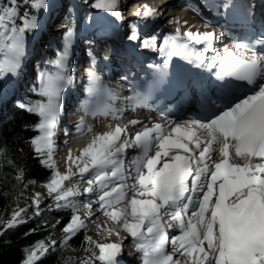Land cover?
Instances as JSON below:
<instances>
[{"label": "snow or ice", "instance_id": "snow-or-ice-1", "mask_svg": "<svg viewBox=\"0 0 264 264\" xmlns=\"http://www.w3.org/2000/svg\"><path fill=\"white\" fill-rule=\"evenodd\" d=\"M126 5L127 0H0V99L11 91L16 109L38 117L22 126L36 133L23 143L50 171L43 182L46 195L34 192L29 204H15L8 219L0 215V237L46 212H63L66 219L43 225L53 232L59 226L61 236L27 246L20 264H42L52 255L56 264H121L129 237V255L141 264H264V0L188 3L180 10L210 18L197 24L172 13L167 33L149 28L165 15L166 4L145 0L130 12L131 21ZM101 17L117 33L126 25L127 44L107 45L102 52L95 36L85 37ZM221 17L225 23L217 30ZM237 24L240 34L234 35ZM56 34L59 43L41 57L36 45ZM81 42L89 64L77 73ZM138 48L158 53L161 62L145 67ZM122 55L135 64L116 81L106 78L104 70ZM77 79H86L84 99L74 131L66 127L63 135H92L77 150L64 141L62 172L55 159L58 125ZM172 93L180 101L198 95L199 111L186 115L165 105L162 97ZM138 109L158 116L119 123ZM99 119L109 123L96 132L89 120ZM3 145L7 152V141ZM128 150L135 152L130 160ZM5 166L17 182L15 202L36 184L26 179L24 148L18 146ZM67 251L82 255L65 258Z\"/></svg>", "mask_w": 264, "mask_h": 264}, {"label": "trees", "instance_id": "trees-1", "mask_svg": "<svg viewBox=\"0 0 264 264\" xmlns=\"http://www.w3.org/2000/svg\"><path fill=\"white\" fill-rule=\"evenodd\" d=\"M35 98V97H33ZM38 117L34 115L27 114L18 109L7 119L3 126L2 132L0 134V146L6 152L3 141H7L8 150L6 152L7 159L13 158L16 155V149L18 146L24 148L25 162L28 169V174L26 179H33L36 182L43 184L47 177L50 175V171L42 167L37 159L32 158V153L27 144L23 141L30 138L36 134L33 130H22L24 124L32 125L37 121ZM21 138L20 144H17V138ZM26 182V181H25ZM17 182L14 179L13 170L11 167L5 166L0 167V215H3L4 219H8L10 212L13 207H15L16 201L14 202V197L17 192L13 190L12 186ZM56 213V212H55ZM57 218L64 217L67 218L66 213H56ZM40 226L36 233L25 236L24 233L31 228ZM60 232L59 226L56 231ZM50 228L45 229L41 225V221L37 219L31 220L28 224L16 228L14 231L8 232L3 237H0V264H20L23 256L24 249L33 244L34 242L41 239H49L54 233ZM78 240L72 242V247L76 248ZM63 256L65 258L71 257L69 251L64 252ZM57 256L52 255L49 258L44 259L42 264H56Z\"/></svg>", "mask_w": 264, "mask_h": 264}, {"label": "bare ground", "instance_id": "bare-ground-1", "mask_svg": "<svg viewBox=\"0 0 264 264\" xmlns=\"http://www.w3.org/2000/svg\"><path fill=\"white\" fill-rule=\"evenodd\" d=\"M144 2H145V0H130V3L127 2V6L128 7L126 6L124 9H129V10L132 9V11H134L135 8H136V6H137V4L139 6V4H142ZM147 2L150 3V4H152L153 2H154V4H166V11H168V15H167V18L165 20H167V25H169L171 28L173 27V25H171V24L168 23V19H169V16L172 13H175L176 15H179V16H187L190 20H192V22L197 23V24H199L202 19H206V17H207V16L206 17H198V16H195L193 14L189 15L188 13H185L184 11H181L180 9L183 6L182 0H147ZM131 4H132V6H131ZM130 6H131V8H130ZM129 12H131V11H129ZM127 16L129 17V20L130 21L133 19V17H131L130 14H128ZM38 45L39 44L36 45V48H37ZM37 50L39 52V49L38 48H37ZM27 72H29V68L26 69V73ZM180 111L183 114H186V115L189 114L188 112H184L183 110H180ZM78 115H77V117H78ZM145 116L157 117L158 116V113L151 112L149 109H138L134 113H128L126 115V118L123 119V120H121V121H119V123H121V124L126 123L127 122V118H134V117H138L141 120H145ZM145 122H147V121H145ZM89 123H90V120H89ZM108 123H109V121H106V120H103V119H99V120L92 121V124L94 125V131H96V132L106 130V125ZM113 123H115V122H113ZM91 135H92L91 133H86L84 135H77V137L73 140V143H74L73 145H71V143H70L71 142L70 138L65 137V136L62 137V140H61V148H62V150L60 151L61 153L59 154L61 156L60 164H62L63 166H65L64 158H65L66 152H67V148L64 145V141L65 140H68L69 141L67 147H70L73 150H77V149L83 147L89 141ZM129 152H130V154H132V156L135 155V152H133L132 150H129ZM129 244H132L130 237L125 242L124 248L126 246H128Z\"/></svg>", "mask_w": 264, "mask_h": 264}, {"label": "rangeland", "instance_id": "rangeland-1", "mask_svg": "<svg viewBox=\"0 0 264 264\" xmlns=\"http://www.w3.org/2000/svg\"><path fill=\"white\" fill-rule=\"evenodd\" d=\"M127 2L130 3V0H127ZM131 3H132V2H131ZM152 4H154V2H153ZM126 6H127V5H126ZM131 6H132V4H131ZM131 6H130V8H131ZM137 6H138V4H137ZM137 6H136V7H137ZM127 7H128V6H127ZM129 11H132V9H131V10H129V9H124V14L127 16L128 14H130ZM0 158H1V159L3 158V160H5V154L1 152V154H0ZM58 167L60 168L61 171H65V166H63L62 164H61L60 166H58ZM66 183H67V182H66ZM37 185H38V184H35V185H29L28 188L24 190V195L21 196V197H19V200L16 201V203H18L20 207H24L25 205H27V204L30 203V200L28 199V197H30L34 192H37V191H38V192H41V193L44 192L45 195H46V191H47L46 188H45L43 185H39V186H37ZM79 186H80L81 191H82V189H83V187H84L85 185H84V183H81ZM44 189H45V190H44ZM36 190H37V191H36ZM31 215H32V213L30 212V213H29V216H31ZM56 219H58V218H57V216L54 215V212H46L42 217H40V218L37 219V220L41 221V225H44L46 222L51 223V222H54ZM89 234L94 235V233H89ZM60 236H61V232H54V233L50 236V238H51V239H56V238H58V237H60ZM129 245H131V244H129ZM69 255H70L71 257H77V256H79V255H82V253L79 252V251H69ZM136 264H141V262L139 261V262L136 263Z\"/></svg>", "mask_w": 264, "mask_h": 264}]
</instances>
